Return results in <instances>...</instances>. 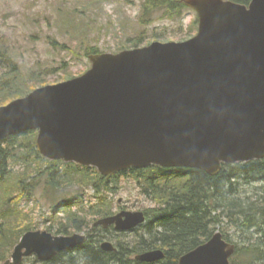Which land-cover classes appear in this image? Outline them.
<instances>
[{
  "label": "water",
  "instance_id": "water-1",
  "mask_svg": "<svg viewBox=\"0 0 264 264\" xmlns=\"http://www.w3.org/2000/svg\"><path fill=\"white\" fill-rule=\"evenodd\" d=\"M199 16L185 41H154L90 54V69L38 87L0 106V143L35 130L49 160L91 166L103 176L150 165L197 168L217 175L223 164L264 158V0H184ZM144 211L122 210L96 226L134 230ZM84 233L29 230L3 264L49 261L81 246ZM101 247L117 250L112 241ZM236 246L221 232L182 255L179 264H231ZM165 258L161 249L136 255Z\"/></svg>",
  "mask_w": 264,
  "mask_h": 264
},
{
  "label": "trees",
  "instance_id": "trees-1",
  "mask_svg": "<svg viewBox=\"0 0 264 264\" xmlns=\"http://www.w3.org/2000/svg\"><path fill=\"white\" fill-rule=\"evenodd\" d=\"M185 8L184 0H148L142 16L150 17L158 9L169 15H179ZM137 44L134 46L140 47ZM90 50V54L102 53L95 47ZM13 56L9 48L0 44V72L6 66L8 68L0 74V103L33 90L32 87L25 88L26 85L29 87L30 79L25 81L20 77L22 74ZM36 138L37 131L31 130L14 134L0 143V263L9 257L24 233L35 229L25 224L28 214L22 203L31 201L40 187L54 192L69 190L68 185H73L79 177L80 183L91 185L97 202L89 209L84 201L76 199H69L60 206L69 215L68 209L73 210L78 203L83 212L89 210L90 215L105 217L113 214L112 193L119 190V178L131 174L142 195L154 204L145 209L147 222L135 229L144 230L136 243L126 245L120 240L115 245L117 250L106 251L101 242L110 229L118 236L133 230L117 232L113 226L104 228L93 224L85 227L88 237L81 246L60 252L44 263L179 264L182 255L207 242L219 231L226 241L236 246L231 264H253L255 261L264 264V185L252 187V192L243 194L246 191L242 184L244 181L264 183V158L223 164L215 176L197 168L159 165L130 168L103 176L95 167L49 160L38 151ZM14 163L20 165L19 169ZM78 215L69 216L72 226L61 225L57 233L67 234L70 227L83 231L84 227L77 225ZM156 249L165 253V258L157 263H144L135 258L139 253Z\"/></svg>",
  "mask_w": 264,
  "mask_h": 264
},
{
  "label": "rangeland",
  "instance_id": "rangeland-1",
  "mask_svg": "<svg viewBox=\"0 0 264 264\" xmlns=\"http://www.w3.org/2000/svg\"><path fill=\"white\" fill-rule=\"evenodd\" d=\"M147 1L0 0V44H4L13 53L19 73L22 74L20 77L25 81L30 79L29 87L26 85L25 88L32 87L34 90L85 73L92 66L88 56L92 52L91 48L95 47L104 53H116L135 47V43L145 46L154 41H185L198 33L199 16L194 9L186 6L179 15H169L158 9L150 17H143V6ZM6 71L7 66L0 74ZM10 101L0 103V106ZM14 165L19 169L20 165ZM76 179L73 185H68L69 190L54 192L40 187L31 201H24L22 207H25L28 214L25 224L34 227V230H47L54 235L86 233L85 227L92 226L102 217L90 215L89 210L83 212L78 203L73 210L68 209L71 211L69 215L60 206L69 199H76L78 202L84 201L89 209L97 202L91 185L88 182L80 183L79 177ZM242 184L246 191L243 194L252 192L256 186L264 185L262 182L249 184L246 181ZM118 188L117 193H112L113 214L122 210L145 212V209L154 206L150 199L142 195L131 174L119 178ZM74 213L79 214L77 225L83 226V231L76 228L71 230L70 227L67 234H58L57 230L61 225L72 226L68 217ZM142 234L143 228L120 236L110 229L102 239L111 240L115 245L120 240L126 245H134ZM14 248L7 259L11 258ZM22 264L48 263L40 261L34 255L25 258ZM253 264L262 263L255 261Z\"/></svg>",
  "mask_w": 264,
  "mask_h": 264
},
{
  "label": "flooded vegetation",
  "instance_id": "flooded-vegetation-1",
  "mask_svg": "<svg viewBox=\"0 0 264 264\" xmlns=\"http://www.w3.org/2000/svg\"><path fill=\"white\" fill-rule=\"evenodd\" d=\"M112 227V226H111ZM115 229V228H114ZM116 230V229H115ZM117 231V230H116ZM84 234H86V233H84ZM87 235V234H86ZM87 237H88V235H87ZM105 241V240H104ZM108 241H111V240H108ZM103 242V241H102ZM102 242H101V244H102Z\"/></svg>",
  "mask_w": 264,
  "mask_h": 264
}]
</instances>
